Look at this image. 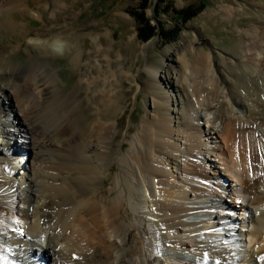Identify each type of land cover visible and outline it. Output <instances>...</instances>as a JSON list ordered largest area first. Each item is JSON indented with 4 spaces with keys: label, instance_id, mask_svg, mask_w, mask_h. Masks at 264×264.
<instances>
[{
    "label": "bare ground",
    "instance_id": "6f19581e",
    "mask_svg": "<svg viewBox=\"0 0 264 264\" xmlns=\"http://www.w3.org/2000/svg\"><path fill=\"white\" fill-rule=\"evenodd\" d=\"M223 11L245 12L233 5ZM254 11L259 28L247 33L244 49L238 41L216 59L207 49L192 54L201 41L192 34L188 42L167 47L156 65L147 61L151 111L121 152L111 149L119 89L101 87L86 95L95 106L85 122L77 88L61 93L53 70L35 62L20 65L8 59L10 48H0V264H258L264 257V15ZM75 29H66V40L42 32L32 38V47L53 54L72 49L71 61L81 64ZM102 61L96 59L90 83L99 82ZM104 74L103 86H118L123 72ZM125 75L135 81L130 71ZM206 75L218 80L219 94L210 92L212 86L198 87L196 78L203 76L205 86ZM198 91L210 94L199 100ZM241 106L246 118L239 114ZM236 111L243 120L239 128ZM201 119L209 122L206 131ZM211 133L214 139L224 135L227 143L238 140L231 163L220 158L217 144L203 139ZM12 135L21 136L18 142L32 154L28 171L13 178L11 165L18 161L9 158ZM218 159L225 164L220 175L231 174L241 186L236 192L246 218L231 210V190L219 171L216 175ZM27 162L20 164L26 168ZM196 165L213 168V177ZM197 178L212 180L219 189Z\"/></svg>",
    "mask_w": 264,
    "mask_h": 264
},
{
    "label": "rangeland",
    "instance_id": "374dc122",
    "mask_svg": "<svg viewBox=\"0 0 264 264\" xmlns=\"http://www.w3.org/2000/svg\"><path fill=\"white\" fill-rule=\"evenodd\" d=\"M227 5L241 6L245 12L240 13L238 16H227L223 11ZM263 5L264 0H0V48L3 46L10 48L11 53L7 54L8 59L20 65L35 62L44 65L48 70H53L61 93H68L77 88L75 96L77 99L81 98L80 110L82 109V111L80 113L85 122L90 119V115L87 114L88 109L95 106L94 100L87 101L85 99L86 95L89 97L95 95L101 87L104 89H119L120 110L115 116L117 121L111 149L117 150L119 148V152H121L129 146L128 139L130 135L137 132L142 125L144 116L148 115V111H151L152 103L145 87L149 78L148 71L145 69L147 61L152 62L153 60L156 65L167 47H178L181 43L188 42L192 39V34L201 38L199 43L194 44L192 54H198L202 49H207L208 52H211V56H215L216 59L219 53L223 55V49L235 45L238 41H243L244 49L247 33H252L254 29L259 28L258 22L251 14L252 12L255 14L254 10L262 9L264 15ZM143 18L147 21V24H145V21L143 22ZM70 26L75 27L78 34L77 39H74V41H77V47L82 48L81 64L71 61L72 49L64 52L61 50L59 54H53L42 53L32 47V38L35 39L41 36L42 32H46V37L51 36L50 38H52L54 35L59 34L66 40L65 31ZM146 26L153 27L154 31L151 37L144 41L138 37L137 31L139 27ZM261 28L263 30L262 26ZM42 36H44L43 33ZM147 43L149 47L144 50L143 46ZM192 54L186 51V57L192 58ZM220 58L222 57L219 56ZM96 59L103 60L104 67L100 72L99 82L90 83L89 81L97 75L93 71L96 70V67H94ZM213 65L217 67L214 61ZM180 66L177 65V68H180ZM109 70H115L118 73L123 72L116 81L118 86H103V82L106 81L104 72ZM127 71L133 74L135 81L127 78L125 75ZM83 74V84L79 86V78ZM196 75L198 76V72ZM89 77L91 78L87 81ZM206 78L207 84L205 86L201 83L204 81L203 76L196 78L198 87L201 89L212 86L210 92L219 94L215 84L218 80L207 75ZM86 86H91L90 90H87ZM198 94L197 97L201 100L202 96H207L210 93L209 91H198ZM31 99V101H34L33 97ZM86 104L85 108L84 105ZM224 109L229 112L226 106ZM239 110L241 111L239 114L246 118V109L241 106ZM237 114L238 111L232 116L236 118V127L239 128L243 120ZM245 124L243 125L245 126ZM199 125L205 131L209 128V122L205 119L199 120ZM261 126H263V123L257 125L259 131L263 128ZM210 135L214 136L211 133L209 136H203V139L209 145L217 144L219 152L222 150L220 158L225 159V163L229 159L231 163L233 159L231 155L239 146L238 140L227 143L224 135H219L215 139L210 138ZM256 135H259L258 131H256ZM20 139H22L21 136L12 135L13 147L9 148V158H17L18 161L15 166L14 164L11 165L14 167L12 178L23 175V172L28 171L29 162H27V159L32 156L26 149V144L18 142ZM262 146V144L260 146L258 144V156L260 157H262V149L260 148ZM2 148L3 145L0 143V149ZM249 148L247 146L242 150L244 157L245 153L249 152ZM1 151L0 157L3 155ZM223 159H218L220 169L215 170L216 175L219 171V176L223 179L225 186L229 187L231 193L233 190L236 192L241 186L237 182L235 184V178L230 177L231 174L229 173L220 175V172H225L223 170L225 167ZM194 160L199 164V160ZM22 161L23 164L25 161L27 162L26 168L21 165ZM247 162L250 163L249 154ZM262 165L264 166V159ZM200 167L210 170L211 177H213V168L199 165L198 168ZM113 168H115V165L112 166L111 171ZM233 169L237 173L241 170L237 166ZM49 171H52V169H49ZM198 173H202L201 169H198ZM203 173L206 174L208 171ZM156 179H159V177H156ZM164 180H167L166 182L172 181L167 177ZM197 180H201V178H197ZM204 183L215 187L213 191L219 189V186L213 185L212 180H207ZM232 194L230 204H235L237 209L232 208L231 210H234L240 216V219L246 218L247 213L242 212L241 203L238 207V201L234 199ZM18 206L19 204L14 206L17 216H19ZM37 245L43 247L44 242L37 241ZM48 257L50 258L51 254H48Z\"/></svg>",
    "mask_w": 264,
    "mask_h": 264
},
{
    "label": "trees",
    "instance_id": "16d2710c",
    "mask_svg": "<svg viewBox=\"0 0 264 264\" xmlns=\"http://www.w3.org/2000/svg\"><path fill=\"white\" fill-rule=\"evenodd\" d=\"M144 21H145V20H144V18H143V22H144ZM145 24H147V21H145ZM153 31H154V29H153V27H151V26H146V27H142V28L139 27V28H138V31H137V34H138V37H139L141 40L146 41V40H148V39L151 37Z\"/></svg>",
    "mask_w": 264,
    "mask_h": 264
}]
</instances>
